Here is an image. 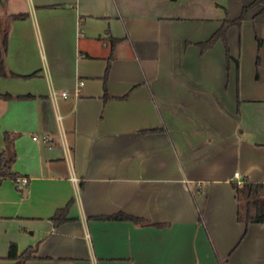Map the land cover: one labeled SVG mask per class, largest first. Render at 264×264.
Here are the masks:
<instances>
[{
	"label": "crops",
	"instance_id": "crops-1",
	"mask_svg": "<svg viewBox=\"0 0 264 264\" xmlns=\"http://www.w3.org/2000/svg\"><path fill=\"white\" fill-rule=\"evenodd\" d=\"M250 1L0 0V95H29L0 96L28 178H0V264L12 242L36 245L23 264H264L232 186L264 182V12L228 28L230 60L199 45Z\"/></svg>",
	"mask_w": 264,
	"mask_h": 264
},
{
	"label": "trees",
	"instance_id": "trees-1",
	"mask_svg": "<svg viewBox=\"0 0 264 264\" xmlns=\"http://www.w3.org/2000/svg\"><path fill=\"white\" fill-rule=\"evenodd\" d=\"M255 8H258V10L254 13V18L264 12V0H251L248 4L242 6L241 11L237 17L231 19L224 18L219 28H217L216 31H214L207 40L199 43L201 49L206 50L210 48L218 39H221L224 42V45L226 46L227 59L230 60L231 56L228 54V49L226 45V32L228 28L233 25L240 26L247 12ZM25 16V13H15L10 15L11 19H22ZM256 40L258 48H260L262 40L258 36H256ZM112 41L114 42V40ZM7 45L8 31L7 29H3L0 36V76H17V74L8 71L4 65V56L7 51ZM110 58L111 55L108 56L107 65L103 75L104 79L106 78L108 73ZM256 63H258V57L256 59ZM35 73L36 71L23 76H32ZM0 96L5 99H10L13 97H29V95L11 96L8 93L2 94ZM4 139L6 141L7 147L0 152V178L7 176L16 178V174L11 169L16 158V153L13 148V137H11L9 133L5 132ZM232 186L235 190V198L237 201V220L243 222L246 225L249 223L264 222V182L249 181L247 179H244L240 184L237 182H232ZM62 210L63 209L59 210L56 215L53 216L52 219L55 224H58L59 222L64 220ZM101 218L132 220L133 222L138 224L147 223L142 218L133 217L124 213L106 215L102 216ZM35 251L36 245L28 246L24 251L19 253L16 244L12 242L8 247L7 258L13 260V264H23L26 260L35 257Z\"/></svg>",
	"mask_w": 264,
	"mask_h": 264
},
{
	"label": "built area",
	"instance_id": "built-area-1",
	"mask_svg": "<svg viewBox=\"0 0 264 264\" xmlns=\"http://www.w3.org/2000/svg\"><path fill=\"white\" fill-rule=\"evenodd\" d=\"M79 83L82 84L83 81H80ZM50 95H51V97L53 99H55L58 96H61L62 98H66L68 96V92L66 90H61V91H58V92L56 90H52ZM32 138L34 140H36L37 136H33ZM48 138L49 137L47 135H42L41 136V139L43 141H47ZM15 181L17 182V185L22 186V187L28 184V178L26 176H18V177H16Z\"/></svg>",
	"mask_w": 264,
	"mask_h": 264
}]
</instances>
